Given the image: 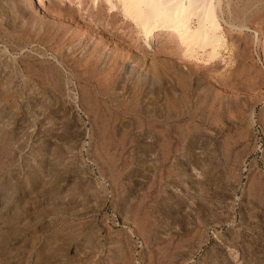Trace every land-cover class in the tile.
<instances>
[{"label":"rangeland","instance_id":"obj_1","mask_svg":"<svg viewBox=\"0 0 264 264\" xmlns=\"http://www.w3.org/2000/svg\"><path fill=\"white\" fill-rule=\"evenodd\" d=\"M215 2L203 62L102 0H0V264H264V0Z\"/></svg>","mask_w":264,"mask_h":264},{"label":"bare ground","instance_id":"obj_2","mask_svg":"<svg viewBox=\"0 0 264 264\" xmlns=\"http://www.w3.org/2000/svg\"><path fill=\"white\" fill-rule=\"evenodd\" d=\"M102 1L108 4L110 9H118L125 17L131 19L147 43L154 31L171 30L177 35L187 53L199 55L201 52L203 62L216 60L226 45L225 34L217 15V0ZM262 48L264 49V43Z\"/></svg>","mask_w":264,"mask_h":264}]
</instances>
